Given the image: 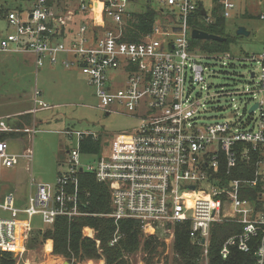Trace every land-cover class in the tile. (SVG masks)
Returning a JSON list of instances; mask_svg holds the SVG:
<instances>
[{
    "label": "built area",
    "instance_id": "1",
    "mask_svg": "<svg viewBox=\"0 0 264 264\" xmlns=\"http://www.w3.org/2000/svg\"><path fill=\"white\" fill-rule=\"evenodd\" d=\"M139 1L150 4L157 18L140 41H123L121 26L130 16L127 5ZM204 1L33 0L26 8L6 11L0 53L32 54L36 69L76 68L93 88L102 111L117 112L112 108L120 106L142 113L136 128L103 140L96 154L80 150L86 138H98L94 132L68 130L76 143L68 148L54 182L31 178L34 191L22 207L13 193L0 196V250L21 257L31 231L42 229L33 225L35 216L52 227L59 217L72 220L90 214L82 209L78 178L87 172L108 187V216L115 223L135 219L148 231L188 221L191 243L206 254L213 223L235 222L242 229L224 241L221 256L235 246L252 252L247 264H264V51L247 55L251 67L245 89L233 86L211 95L205 82L208 59L227 64L232 56L192 46L190 24H212L211 13L217 9L229 19L236 15L238 0H210L208 9ZM107 21L115 27H106ZM39 94L34 88V105ZM223 95H244L245 114L209 120V108H220L209 103ZM35 132L33 128L32 135ZM7 150V143L0 141V166L32 158L31 148L20 154ZM240 161L252 167L253 175L229 179ZM200 183L206 188H199ZM256 186L259 197L252 207L242 189ZM117 230L110 245L120 237Z\"/></svg>",
    "mask_w": 264,
    "mask_h": 264
},
{
    "label": "rangeland",
    "instance_id": "2",
    "mask_svg": "<svg viewBox=\"0 0 264 264\" xmlns=\"http://www.w3.org/2000/svg\"><path fill=\"white\" fill-rule=\"evenodd\" d=\"M140 3L141 1L129 3L127 8L131 11L139 10L141 9ZM211 3L210 0L204 1L207 9L210 8ZM28 6L27 2L20 0H0V8L14 9L15 7L26 8ZM261 15L263 18L260 17ZM238 26H244L249 31V35H237L235 32ZM225 27L229 41L220 51V55L228 52L232 57L225 61L227 64H221L222 60L218 62V59H208L211 72H208L205 82L210 85L209 93L211 95L220 89L224 90L237 86L243 90L249 85L248 70H250L251 65L247 55L264 51V0H238L236 15L226 20ZM5 32L6 22L0 17V35ZM200 52L204 51L200 49ZM46 66L49 65L36 69L33 63V55L29 53H0V113L28 105L33 106L31 94L36 81L41 94L38 96L35 106H39L38 101L40 100L48 108L36 113L34 116L37 120L35 121L29 116L28 120H22L24 123L22 124V121L20 122L19 117H17L8 119L7 124L12 128L22 124L25 128L27 142L24 146H29L32 151V158L26 172L27 178L32 177L36 181L52 183L56 179L58 168H61L65 161L66 150L76 143L74 136L68 137V130L94 132L101 140L102 146L103 140L111 138L117 133L131 132L136 128L141 121L140 114L142 111L136 109L130 112L123 107L115 106L112 109L117 110V112L105 113L98 108V100L93 88L88 85L85 77L78 69H65L59 65ZM36 70H38L37 73ZM230 97H233L234 100L231 101ZM216 105L220 108L213 109L210 107L207 112L208 119L225 121L232 119L236 112L244 115L248 102L244 95H223L219 97L218 101L209 103V106ZM34 122H36L38 130L32 135L31 130ZM17 132L22 133L20 130ZM11 134L13 132L0 133V136L7 137ZM21 164L25 168L26 161L22 158L19 159L15 168ZM1 175L4 184H10V181L15 179L13 168H3ZM5 179L10 180L6 182ZM198 187L206 188L202 183ZM248 200L252 207L257 205L253 198L248 197ZM98 216L109 217L108 213H101ZM33 225L42 228L38 229L40 232L48 228L43 225L39 216L33 218ZM82 234L93 239L98 252L101 251L99 242L95 239L93 228L83 227ZM150 236H157L158 240L163 243V246L158 248V253L154 256L152 263H147L146 254L140 249L129 255L131 264H174L176 258L173 250L174 226L166 224L164 227L158 226L148 231L142 228V238ZM47 240L50 241L51 239ZM47 240L40 243V238H38V244H35L34 247L27 245L21 257L12 255L13 264H47L49 260H53L54 264L69 262L63 256L52 251V255H47L44 251ZM50 242L52 244V240ZM206 262L207 253L202 252L200 264H206ZM69 264H105V262L103 258H93L72 260Z\"/></svg>",
    "mask_w": 264,
    "mask_h": 264
},
{
    "label": "trees",
    "instance_id": "3",
    "mask_svg": "<svg viewBox=\"0 0 264 264\" xmlns=\"http://www.w3.org/2000/svg\"><path fill=\"white\" fill-rule=\"evenodd\" d=\"M20 1L31 3L33 0ZM140 5L141 9L136 11L130 10V16L123 19L121 40L138 42L151 32L157 18V12L150 4L144 1H141ZM15 8L21 9V7ZM7 10L9 9L0 8V17L3 18ZM200 13L201 10L199 9L197 14ZM211 14L214 17L212 24L205 25L193 20L191 21L190 28H196L209 34L225 37V41L190 38V43L192 46H198L204 52L214 53L222 51L229 41V35L225 27L227 19L220 15L218 9L216 11L213 10ZM106 27L113 29L115 24L107 21ZM200 42L202 43L200 44ZM100 149L101 140L99 138L96 140L86 138L81 142L80 150L83 153L96 154L100 152ZM253 171L251 166L240 161L228 178H248L253 175ZM78 178L81 190L80 197L83 202L82 209L91 215L76 217L72 220L59 217L52 227H48L41 232L38 229L32 230L26 246L34 247L35 244H38V238H40V243L51 239V251L63 256L69 262L72 260L103 258L105 264H131L128 258L129 255L141 249L146 254L145 260H147V263H152L154 256L158 253V248L163 246V243L158 240L157 236L142 238V228L138 220L122 219L115 223L110 217L98 216V214L109 213L111 211L108 187L103 183L97 182L94 176L87 172H80ZM242 197L257 199L259 197V186L243 188ZM86 201L87 204H84ZM85 226L94 229L95 239L99 241L100 252H98L93 239L83 236L82 228ZM189 226L190 223L188 221L174 225L173 250L176 255L174 264H200L202 248L191 243L188 236ZM116 229H118L120 237L114 244L110 245L109 242ZM241 229V225L235 222L224 221L213 223L210 230L206 264H247L251 262L253 260L252 252L244 253L235 246L230 248L229 254L225 258L220 254L224 241L231 235L239 233ZM13 263L14 258L12 253L0 250V264Z\"/></svg>",
    "mask_w": 264,
    "mask_h": 264
},
{
    "label": "crops",
    "instance_id": "4",
    "mask_svg": "<svg viewBox=\"0 0 264 264\" xmlns=\"http://www.w3.org/2000/svg\"><path fill=\"white\" fill-rule=\"evenodd\" d=\"M33 63H34V58H33ZM46 67H54V65L53 66L49 65ZM37 71L38 70H36V73H37ZM85 80H86V78H85ZM86 82H87V80H86ZM34 88H38L36 85V81H35V85L33 87V90H34ZM33 90H32V94H31L32 101H33ZM39 91L41 94V90H39ZM40 94H39V96H40ZM37 99H38V97H37ZM39 102H41V101L39 100ZM52 106H56V105H52ZM45 108H48V106H46ZM45 108H43L42 105H39L38 107H36L33 103V106L28 105L25 107H20V108L11 110L9 112L0 113V133L13 132V134H11L10 136H7V137H1L0 136L1 137L0 141L7 143V148H8L7 151L9 153L20 154L25 148H30L29 146H26V147L24 146L25 143L27 142V139L25 136L26 135L25 128H23V125H22V124H24L22 120H28L29 116H31L33 118V121L37 120L34 115L40 111H44ZM17 117H19L20 122L22 121V124H18V126H16V128L10 127L9 124H7V120L8 119H14ZM36 126H37L36 122H34V124L32 125V129L34 128L35 131L38 130ZM18 130L22 131V133H18L17 132ZM22 134H24V135H22ZM4 139H6V140H4ZM67 150H66V152H67ZM65 159H66V155H65ZM18 163H19V161H18ZM15 166L16 165H14L13 167L0 166V196L2 197L4 194L13 193L16 197L17 206L22 207L26 204V198H27L28 194L32 193L34 191V187L30 185V179L32 177L27 178V174H26V172L28 171V168H29V163L26 162L25 168H24L23 164L19 165L17 168H15ZM3 168H5V169L13 168L14 169L15 179L11 180L10 184H4V180H2V178H1V176H2L1 170ZM59 170H60V168H58L57 173ZM8 178H6V179H8ZM6 179H5L6 182H8L10 180L9 179L7 181Z\"/></svg>",
    "mask_w": 264,
    "mask_h": 264
},
{
    "label": "water",
    "instance_id": "5",
    "mask_svg": "<svg viewBox=\"0 0 264 264\" xmlns=\"http://www.w3.org/2000/svg\"><path fill=\"white\" fill-rule=\"evenodd\" d=\"M204 13V11H202V14ZM237 35H244V36H248L249 35V31L246 30V28L244 26H238L235 32ZM190 36L192 39H200V40H217V41H225V37H220L218 35H214V34H209L205 31L199 30V29H192ZM193 187V186H192ZM62 264H69V262L64 261L62 262Z\"/></svg>",
    "mask_w": 264,
    "mask_h": 264
},
{
    "label": "bare ground",
    "instance_id": "6",
    "mask_svg": "<svg viewBox=\"0 0 264 264\" xmlns=\"http://www.w3.org/2000/svg\"><path fill=\"white\" fill-rule=\"evenodd\" d=\"M195 196V195H194ZM187 203L190 204V200L187 199ZM88 231L90 232V230L88 229ZM51 249H52V244L51 242L48 240L46 241L45 245H44V251L47 255H50L51 254ZM52 255V254H51ZM51 257V256H50ZM47 264H54V261L53 260H49L47 262Z\"/></svg>",
    "mask_w": 264,
    "mask_h": 264
}]
</instances>
